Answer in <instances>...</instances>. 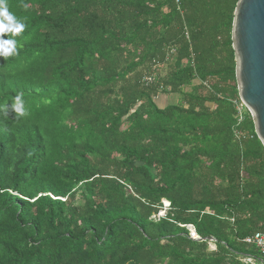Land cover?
<instances>
[{
	"label": "trees",
	"instance_id": "obj_1",
	"mask_svg": "<svg viewBox=\"0 0 264 264\" xmlns=\"http://www.w3.org/2000/svg\"><path fill=\"white\" fill-rule=\"evenodd\" d=\"M180 1L5 0L24 29L0 56V264L264 261L238 0Z\"/></svg>",
	"mask_w": 264,
	"mask_h": 264
},
{
	"label": "water",
	"instance_id": "obj_2",
	"mask_svg": "<svg viewBox=\"0 0 264 264\" xmlns=\"http://www.w3.org/2000/svg\"><path fill=\"white\" fill-rule=\"evenodd\" d=\"M232 41L239 98L264 145V0H238Z\"/></svg>",
	"mask_w": 264,
	"mask_h": 264
},
{
	"label": "clouds",
	"instance_id": "obj_3",
	"mask_svg": "<svg viewBox=\"0 0 264 264\" xmlns=\"http://www.w3.org/2000/svg\"><path fill=\"white\" fill-rule=\"evenodd\" d=\"M24 29V24L8 11L5 0H0V56L7 57L15 53L16 41L4 39V35L11 32L13 36L18 35ZM21 97L17 96L12 104V110L23 115V109L20 107ZM7 106L4 107V114L7 115Z\"/></svg>",
	"mask_w": 264,
	"mask_h": 264
},
{
	"label": "built area",
	"instance_id": "obj_4",
	"mask_svg": "<svg viewBox=\"0 0 264 264\" xmlns=\"http://www.w3.org/2000/svg\"><path fill=\"white\" fill-rule=\"evenodd\" d=\"M180 0H176L177 6L178 8H180ZM148 82H150L152 80V78H147L146 79ZM235 104L237 106L239 115H240V119L243 116V112H244V105L242 103V101L239 99V101H235ZM169 207V203L165 202V209L161 210L158 213V217L164 216L166 214V208ZM190 236L194 239H201V237L197 234L195 228L190 225ZM244 241L248 244H254L259 250L260 252L263 254L264 256V231H256L253 234L247 236ZM246 262H250L251 264H264V261H256L251 257H248L246 259H244Z\"/></svg>",
	"mask_w": 264,
	"mask_h": 264
},
{
	"label": "crops",
	"instance_id": "obj_5",
	"mask_svg": "<svg viewBox=\"0 0 264 264\" xmlns=\"http://www.w3.org/2000/svg\"><path fill=\"white\" fill-rule=\"evenodd\" d=\"M158 102H159L161 105H165V104L168 102V97H159V98H158Z\"/></svg>",
	"mask_w": 264,
	"mask_h": 264
},
{
	"label": "rangeland",
	"instance_id": "obj_6",
	"mask_svg": "<svg viewBox=\"0 0 264 264\" xmlns=\"http://www.w3.org/2000/svg\"><path fill=\"white\" fill-rule=\"evenodd\" d=\"M176 97L171 95L169 96V101L172 103L173 101H175ZM247 110L246 107H244V111Z\"/></svg>",
	"mask_w": 264,
	"mask_h": 264
}]
</instances>
